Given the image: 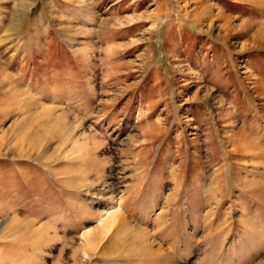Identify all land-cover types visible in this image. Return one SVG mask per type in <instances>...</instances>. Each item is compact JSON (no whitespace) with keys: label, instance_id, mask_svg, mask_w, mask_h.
Returning <instances> with one entry per match:
<instances>
[{"label":"rangeland","instance_id":"obj_1","mask_svg":"<svg viewBox=\"0 0 264 264\" xmlns=\"http://www.w3.org/2000/svg\"><path fill=\"white\" fill-rule=\"evenodd\" d=\"M0 264H264V0H0Z\"/></svg>","mask_w":264,"mask_h":264}]
</instances>
